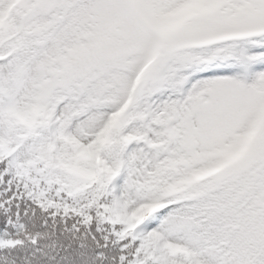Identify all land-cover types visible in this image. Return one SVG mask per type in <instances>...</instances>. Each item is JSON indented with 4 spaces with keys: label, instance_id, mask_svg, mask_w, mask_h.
Instances as JSON below:
<instances>
[{
    "label": "snow or ice",
    "instance_id": "6c2138e0",
    "mask_svg": "<svg viewBox=\"0 0 264 264\" xmlns=\"http://www.w3.org/2000/svg\"><path fill=\"white\" fill-rule=\"evenodd\" d=\"M0 264H264V0H0Z\"/></svg>",
    "mask_w": 264,
    "mask_h": 264
}]
</instances>
